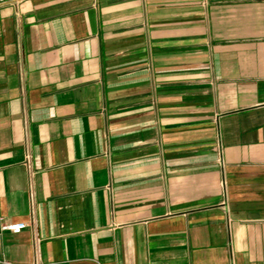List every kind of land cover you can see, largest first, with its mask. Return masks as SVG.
<instances>
[{
	"label": "crops",
	"instance_id": "1",
	"mask_svg": "<svg viewBox=\"0 0 264 264\" xmlns=\"http://www.w3.org/2000/svg\"><path fill=\"white\" fill-rule=\"evenodd\" d=\"M0 223V264H264V0H4Z\"/></svg>",
	"mask_w": 264,
	"mask_h": 264
},
{
	"label": "built area",
	"instance_id": "2",
	"mask_svg": "<svg viewBox=\"0 0 264 264\" xmlns=\"http://www.w3.org/2000/svg\"><path fill=\"white\" fill-rule=\"evenodd\" d=\"M4 0H0V4L3 2ZM27 228V224L26 223H18V224H11V223H6L3 224L1 227L2 231H7V232H11L15 235H18L20 233H22L25 229ZM3 262L5 264H10L8 261L3 260ZM33 264H40L39 262H35Z\"/></svg>",
	"mask_w": 264,
	"mask_h": 264
},
{
	"label": "water",
	"instance_id": "3",
	"mask_svg": "<svg viewBox=\"0 0 264 264\" xmlns=\"http://www.w3.org/2000/svg\"><path fill=\"white\" fill-rule=\"evenodd\" d=\"M0 233H1V223H0Z\"/></svg>",
	"mask_w": 264,
	"mask_h": 264
}]
</instances>
